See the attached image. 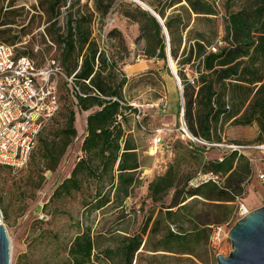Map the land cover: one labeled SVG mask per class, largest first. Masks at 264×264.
<instances>
[{"label": "trees", "instance_id": "1", "mask_svg": "<svg viewBox=\"0 0 264 264\" xmlns=\"http://www.w3.org/2000/svg\"><path fill=\"white\" fill-rule=\"evenodd\" d=\"M141 1L159 14L167 28L189 131L220 143L229 142L230 127L257 124V142H263L264 0ZM117 2L139 24L137 41L143 44V54L164 60L160 68L172 72L163 25L134 1L38 0L37 8L46 16L42 35L46 46L38 51L16 47L40 66L56 59L64 73L73 76V86L64 78L72 99L63 125L39 139L48 169L58 167L77 137V112L88 113L81 154L70 175L55 187L50 202L81 194L84 214L118 211L107 227L79 222L68 258L60 264H134L141 248L202 258L210 252L214 226L228 221L239 206L237 200L243 199L252 165L246 154L236 150L222 159H205L204 153L211 148L182 135L166 171L148 182L147 199L152 205L139 227L132 228L131 215L137 209H128L127 199L142 182V154L131 127L139 110L132 93L136 80L123 66L131 50L116 27L106 35L108 48L95 34L96 25L102 27ZM18 10L0 7V41L15 45L28 32L35 15L25 24L29 12L23 16ZM142 122L146 125L144 118ZM199 173H214L221 181L191 186Z\"/></svg>", "mask_w": 264, "mask_h": 264}, {"label": "rangeland", "instance_id": "2", "mask_svg": "<svg viewBox=\"0 0 264 264\" xmlns=\"http://www.w3.org/2000/svg\"><path fill=\"white\" fill-rule=\"evenodd\" d=\"M11 1L0 0V7L3 5L5 9H19L17 13H23V16L29 12L25 24L28 22V17L35 15L28 32L22 35L17 42L19 48L21 50L25 48H33L34 51L43 50L46 46L42 36L46 16L43 11L37 8L38 0H15L14 4L10 5ZM124 1H134L139 4L136 0ZM22 7L23 9H20ZM115 27L123 32L131 50L123 66L128 75L136 80L132 91L136 97L134 104L141 109L142 118L147 125L146 129H142L136 118L131 120V127L141 148L142 182L136 187L133 196L127 199V207L128 209L132 207L137 209L136 213L132 212L130 223L132 228H138L148 208L152 205V202L147 199L148 182L155 175L166 171L175 156V144L182 141L181 124L183 120L181 112H179L180 87L173 72L167 73L165 69L160 68L164 65V60L148 58L143 54V44L141 41H137L140 32L139 24L124 14V6L120 2L112 6L102 27L99 28V24L95 27V34L102 45H107L106 35L110 29ZM17 28L19 30L21 26H17ZM219 28L220 34L223 35L224 27L221 17ZM106 47L108 48V46ZM149 59L151 61H148ZM133 63H141L144 68L137 74L132 73L129 70L131 69L129 64ZM174 63L176 66L175 61ZM160 72H162V76ZM64 81V77L61 76L59 80L60 110L44 129L42 137H46L47 132L60 128L64 123L65 109L72 99ZM152 103L157 104L152 106ZM85 114L87 116V111L77 112L78 135L68 147L56 169L52 170L46 167L40 141L29 163L22 169L13 170L8 166L0 165V208L3 213V222L10 236L12 264L63 263L68 258V247L78 232L79 222L81 224L82 221L84 225L92 223L96 228L107 227L118 215L116 210L105 214L101 212L84 214L81 194L50 202L55 187L70 175L81 154ZM258 133L257 124L233 126L227 130L229 142L242 145L257 142ZM159 136L162 137L161 143L156 142V138ZM217 149L211 148L204 153L205 159L217 157L219 153ZM242 198L237 200V205L241 201L251 210L263 206L264 183L253 176L246 185ZM239 218L237 208L228 221L220 224L222 227L220 242L214 244L210 241V252L203 254L202 258L187 253L142 249L137 254L135 264H218L217 254L229 255L232 250L228 233ZM25 255L26 258L23 257Z\"/></svg>", "mask_w": 264, "mask_h": 264}, {"label": "built area", "instance_id": "3", "mask_svg": "<svg viewBox=\"0 0 264 264\" xmlns=\"http://www.w3.org/2000/svg\"><path fill=\"white\" fill-rule=\"evenodd\" d=\"M18 44L0 41V165L13 170L22 169L38 146L40 136L60 109L61 98L59 80L63 76L70 85H74L73 76H67L54 58L40 66L37 60L25 53H19ZM214 51L217 47H212ZM77 89L79 87L75 86ZM157 103H152L155 106ZM138 106V105H137ZM139 108V106H138ZM142 129V111L135 115ZM183 136L193 142L210 148L222 149L218 156L239 151L246 154L252 165V177L264 183V141L248 145L232 142H208L193 135L185 122L181 124ZM157 143L162 137L156 138ZM212 180L220 183V177L214 173H199L190 181L191 186ZM251 209L240 201L239 217L247 215ZM222 227L214 226L211 242H220Z\"/></svg>", "mask_w": 264, "mask_h": 264}, {"label": "water", "instance_id": "4", "mask_svg": "<svg viewBox=\"0 0 264 264\" xmlns=\"http://www.w3.org/2000/svg\"><path fill=\"white\" fill-rule=\"evenodd\" d=\"M143 7L150 10L163 25L168 40V61L171 71L178 80L181 90L182 120L184 118L183 86L177 73L175 63L170 53L169 34L167 28L157 12L141 0ZM228 236L231 240L232 250L229 255L217 254L218 264H264V205L252 209L247 215L239 218L231 227ZM0 264H12L11 242L8 229L3 222V213L0 208Z\"/></svg>", "mask_w": 264, "mask_h": 264}, {"label": "crops", "instance_id": "5", "mask_svg": "<svg viewBox=\"0 0 264 264\" xmlns=\"http://www.w3.org/2000/svg\"><path fill=\"white\" fill-rule=\"evenodd\" d=\"M148 61H151V59H149ZM129 66H130V68L131 69H129L132 73H135V74H137V73H139V72H141V70L144 68L143 67V65H141V63H133V64H129ZM163 77H164V75H163ZM88 114V113H87ZM87 117V116H86ZM84 118H85V116H84ZM82 129H83V137H84V135L86 134V118L85 119H83V127H82ZM217 151L219 152L218 153V156H220L222 153H223V150L222 149H217ZM217 156V157H218ZM260 181V180H259ZM140 250H142V248L140 249ZM140 250H139V252H140ZM138 252V253H139ZM135 264V263H134Z\"/></svg>", "mask_w": 264, "mask_h": 264}, {"label": "bare ground", "instance_id": "6", "mask_svg": "<svg viewBox=\"0 0 264 264\" xmlns=\"http://www.w3.org/2000/svg\"><path fill=\"white\" fill-rule=\"evenodd\" d=\"M84 113H85V112H84ZM84 113H83V114H84ZM81 116H82V115H81ZM81 116H79V117H81ZM85 116H86V114H85ZM83 119H85V118H83ZM77 122H78V121H77ZM81 123H82V122H81ZM77 126H78V125H77ZM81 127H82V125H81ZM81 130H82V129H81Z\"/></svg>", "mask_w": 264, "mask_h": 264}]
</instances>
